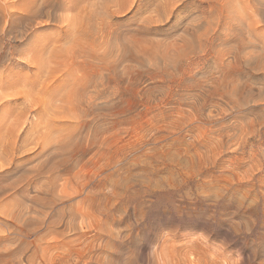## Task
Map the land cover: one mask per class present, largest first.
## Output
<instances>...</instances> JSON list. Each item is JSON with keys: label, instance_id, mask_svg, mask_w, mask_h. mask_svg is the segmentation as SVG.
<instances>
[{"label": "rangeland", "instance_id": "rangeland-1", "mask_svg": "<svg viewBox=\"0 0 264 264\" xmlns=\"http://www.w3.org/2000/svg\"><path fill=\"white\" fill-rule=\"evenodd\" d=\"M66 1L45 8L55 18H38L37 36L0 37V264H264V35L243 39L261 56L237 48L239 0ZM261 2L238 5L264 32ZM62 16H76V39ZM35 39L60 47L48 67L84 71L71 93L58 72L39 84ZM59 104L78 123L50 118Z\"/></svg>", "mask_w": 264, "mask_h": 264}, {"label": "bare ground", "instance_id": "bare-ground-1", "mask_svg": "<svg viewBox=\"0 0 264 264\" xmlns=\"http://www.w3.org/2000/svg\"><path fill=\"white\" fill-rule=\"evenodd\" d=\"M53 1H54V0H0V37L3 36L4 34H9V36H10V34H14V33L16 32V34H18L19 36H21V37L25 40V38L29 35V33H28V29L30 30V28L34 25L33 28H32V31H34L35 28H36L35 26H37L36 24H39V23H37V21H36V20H38V18H40L41 16H45L46 19H44V21H45V20H49V21H50V20H53V18H55V16L52 18L53 15H52L51 18H50V15H51V14L49 15V14L47 13V11H46V9L49 7V5H50L51 7H53V6L51 5V3H52ZM63 1H64V0H63ZM67 1L69 2V0H67ZM67 1H66V2H67ZM72 1H73V0H72ZM230 1H231V0H229V4H230ZM233 1H234V0H233ZM239 1H240V0H239ZM239 1H237L236 4L232 3V4L235 5V8H236V7L239 8V11H238V13H237V17H238V18H237L236 21H235V22H236V27H234V28H237V29H235L234 31H232V30H233V29H232L231 31H232V33H233V32L236 33V30H237V35H238V36L236 35V36H237L236 38H237V41L240 40V41L238 42V43H239V46H237V48H238V47L241 48L240 50L243 52L244 50H242V48H243L244 46H247V45H245V44L248 43L246 40H245L246 42L243 40L244 37L247 35V34H246L247 31H248V33H249V32H252V33H250V34L253 35V37L257 35L258 38H259L260 36L262 37V35H264V32L261 31V30H260V31L258 30L259 27L261 26V25H260L259 27L257 26V24H259L258 22H260V21H259L260 17H259V19L256 17V19H258V20H256L255 18H254V19H255V20H254L252 17H250L249 14L252 13V12H249V11H248L249 14L246 13L245 10H244V8H243V5H242V6H241V5H238ZM242 1H243V0H242ZM242 1L240 2L241 4L244 3L245 1H247L248 6H249L250 8H253L252 6L249 5V2L252 3L253 0H244L243 2H242ZM55 2H56V1H55ZM221 2H222V1H221ZM234 2H235V1H234ZM260 2H261V0H260ZM53 3H54V2H53ZM53 3H52V4H53ZM72 3H73V2H72ZM72 3H71V2H69V4H66V3H65L64 9L67 10V11H69V10H71V9H72V10L75 9V8H74L75 4L73 5ZM240 3H239V4H240ZM245 3H246V2H245ZM245 3H244V5H245ZM247 3H246V5H245V9L249 8V7L246 8ZM261 3H262V2H261ZM261 3H260V4H261ZM55 4H56V3H55ZM58 4H59V3H58ZM220 4H221V3H220ZM224 4H226V2H225ZM62 5H63V3H62ZM76 5H77V3H76ZM101 5H102V4H101ZM218 5H219V4H218ZM218 5H217V6H218ZM227 5H228V4H227ZM261 5L263 6V3H262ZM261 5H259V6L261 7ZM57 6H58V5H57ZM219 6H220V5H219ZM219 6H218V7H219ZM230 6H231V5H230ZM51 7L48 8V10L51 9ZM61 7H62V6H61ZM221 7H222V6H221ZM221 7H220V8H221ZM260 7H259V8H260ZM45 8H46V9H45ZM56 8H57V7H56ZM58 8H60V6H59ZM62 8H63V7H62ZM222 8H223V7H222ZM225 8H226V7H225ZM225 8H223V9H225ZM227 8H228V6H227ZM259 8H258V9H259ZM44 9H45L46 12H43ZM54 9H55V7H53V10H54ZM60 9H61V8H60ZM211 9H212V8H211ZM211 9H209L208 11H211ZM216 9H217V8H216ZM263 9H264V7H263ZM151 10H152V9H151ZM219 10H220V9H219ZM235 10H236V9H235ZM249 10H250V9H249ZM260 10H261V9H260ZM51 11H52V10H51ZM73 11H74V10H73ZM212 11H213V9H212ZM229 11H231L230 8H229ZM229 11H228V12H229ZM52 12H53V11H52ZM218 12H219V11H218ZM218 12H217V14H218ZM261 12H263V10H261ZM49 13H50V12H49ZM212 13H215V11L212 12ZM212 13L209 12V14H211V15H212ZM220 13H221V12H220ZM224 13H225V12H224ZM230 13H231V12H229V14H230ZM232 13H233V12H232ZM234 13H236V12H234ZM256 13H258V12H255L254 16L256 15ZM53 14H54V12H53ZM209 14H208V15H209ZM227 14H228V13H227V10H226V15H227ZM261 14L263 15V13H261ZM56 15H57V14H56ZM76 15H77V14H76ZM219 15H220V14H219ZM231 15H232V14H231ZM224 16H225V14H224ZM224 16H223V17H224ZM252 16H253V15H252ZM256 16H259V14L256 15ZM56 17L58 18V16H56ZM211 17H212V16H211ZM211 17H210V18H211ZM213 17H214V15H213ZM213 17H212V18H213ZM218 17H219V16H218ZM220 17H222V16L220 15ZM226 17H227V16H226ZM226 17H225V18H226ZM229 17H230V16H229ZM232 17H233V16H232ZM234 17H235V16H234ZM43 18H44V17H43ZM75 18H76V16H75ZM75 18H74V16L65 17V18H63V16H62V17H61L60 19H58V20H57V19H54V21H57V22H59L58 24H61L60 26H58V27H59L58 30L63 29V31H66L70 36H72L73 39H76L75 37H76V35H78V29H79V27H80V25H79L80 23L77 22V24L79 25V27L77 28L78 25H76ZM208 18H209V16H208ZM215 18H216V17H215ZM215 18H214V19H215ZM235 18H236V17H235ZM235 18H234V19H235ZM261 18H262V17H261ZM41 19H42V17H41ZM41 19H40V20H41ZM79 19H80V18H79ZM227 19H228V18H227ZM227 19H226V20L224 19V20L227 22ZM222 20H223V18H222ZM224 20H223V21H224ZM230 20H232V18H231ZM78 21H79V20H78ZM208 21H210V19H208ZM208 21H207V19H206V22H208ZM212 21H213V19H212ZM212 21H210V22H208V23L211 25V22H212ZM214 21L217 22L218 20L215 19ZM214 21L212 22L213 24H214ZM262 21H263V19H262ZM262 21H261V22H262ZM42 22H43V20H42ZM52 22H53V21H52ZM229 22H231V21H229ZM229 22H228V24H230ZM232 22H233V20H232ZM261 22H260V24H261ZM45 23H46V22H45ZM50 23H51V21H50ZM98 23H100V22H98ZM218 23H221V22H218ZM222 23H223V22H222ZM222 23H221V24H222ZM233 23H234V22H233ZM216 24H217V23H216ZM216 24H215V25H216ZM224 24H225V23H224ZM231 24H232V23H231ZM262 24H263V22H262ZM82 25H83V24H82ZM82 25H81V26H82ZM190 25H191V24H190ZM203 25H204V24H203ZM210 25H209V27H208L209 30H210ZM234 25H235V24H234ZM184 26H185V25H184ZM206 26H207V25H206ZM213 26H214V25H213ZM218 26H219V24H218ZM220 26H221V25H220ZM230 26L233 27V25H230ZM230 26H229V27H230ZM29 27H30V28H29ZM190 27H191V26H190ZM192 27H194V26H192ZM197 27H198V26H197ZM202 27H203V26H202ZM214 27H215V26H214ZM214 27H213V28H214ZM229 27H228V28H229ZM232 27H231V28H232ZM262 27H264V26L262 25ZM81 28H83V27H81ZM185 28H186V27H185ZM195 28H196V25H195ZM195 28H194V29H195ZM199 28H200V27H199ZM204 28L206 29L207 27H204ZM213 28H212V30H214ZM197 29H198V28H197ZM208 29H206V30H208ZM224 29H225V27H224ZM224 29H223V31H224ZM79 30H80V29H79ZM85 30H86V29H85ZM85 30H83V33H84ZM182 30H183V29H182ZM202 30H203V29H202ZM206 30H205V31H206ZM209 30H208V32H209ZM227 30H228V29H227ZM32 31H31V33H32ZM88 31H89V30H88ZM88 31H87V32H88ZM196 31H197V30H196ZM220 31H222V29H221ZM220 31L218 30V32H220ZM29 32H30V31H29ZM87 32H86V33H87ZM96 32H97V31H96ZM96 32H95V33H96ZM184 32H185V31H184ZM210 32H211V30H210ZM210 32H209V33H210ZM218 32H217V33H218ZM225 32H227V31H225ZM229 32H230V30H229ZM34 33H36V32L34 31ZM217 33H216V37H218V36H217ZM221 33H222V32H221ZM221 33H218V35H219V34L221 35ZM101 34H102V33H101ZM187 34H188V32H187ZM191 34H192V33L190 32L189 35H191ZM205 34H206V33H205ZM255 34H256V35H255ZM34 35H35V34H33V36H34ZM61 35L63 36V34H61ZM61 35H59V36H61ZM83 35H84V34H83ZM98 35H99V34H98ZM209 35H210V34H209ZM209 35H208V36H209ZM211 35H212V34H211ZM229 35H231V34L229 33ZM233 35H235V34L233 33ZM36 36H37V33H36ZM38 36H39V35H38ZM64 36L66 37L65 34H64ZM70 36H67V37L69 38ZM74 36H75V37H74ZM79 36H80V35H79ZM101 36H102V35H101ZM181 36H182V35H181ZM185 36H186V35H185ZM222 36H223V35H222ZM225 36H226V35H225ZM225 36H224V37H225ZM227 36H228V34H227ZM227 36H226V37H227ZM247 36H248V35H247ZM247 36H246V37H247ZM4 37H5V36H4ZM4 37H3V38H4ZM67 37H66L65 39H68ZM77 37H78V36H77ZM188 37H190V36H188ZM193 37H194V36H193ZM210 37H211V36H210ZM226 37H225V38H226ZM233 37H234V36H232V38H233ZM29 38H31V35H30ZM58 38H59V37H58ZM61 38H62V37H61ZM61 38H60V39H61ZM183 38H184V37H183ZM183 38H182V39H183ZM225 38H221V39H223V40H222L223 42H225V41L227 40V38H226V40H224ZM229 38H230L231 40H234V39H235V38L232 39L231 37H229ZM247 38H249V37H247ZM251 38H252V37H251ZM258 38H256V39H258ZM4 39H5V38H4ZM36 39H37V38H36ZM36 39H35V41H36ZM39 39L41 40V37H40ZM39 39H38V42H37V41H36V42H35V41H32V42H35V43H34V44L32 43L31 46L29 45V49H30V51L32 52V56H31V58H28V59L32 62V63L30 62V65L33 64L36 73H41L40 75H42V73L44 72V76L42 75V76L44 77V79H43V77H42L41 79H39V80H41V81H38V82H41V83H39V84H41V85H46L47 82L45 83V81H47V80H49V83H50V78H51L52 76H53V77H52L51 79H53V80H55V82H57V78L55 79L54 76H55V74L58 72V73L56 74V76L60 74V76H62V78H61L60 81H62V80L65 81V83L63 84L64 90H65V88L67 87L65 91H69V92L72 91V89H73L75 86H78V85H79V82H77V78H78V76H79L80 74L78 73L79 71H77V68H76L77 66H76V67L74 66V68H76L75 72L77 71V73L79 74V75L77 74L78 76L76 75L77 77L75 76V73H73L74 71H73V72H72V71H67L65 68H64V69L66 70V72L63 73V74H61L62 72L65 71L64 69H63L64 71H63L62 69L60 70V68H63V66L61 67V65H60V68L58 67V65L60 64V61H59V60H58V61H59V64H58L57 60H56L57 63H55V57H56V59H57V58L59 59V57L57 56V55H59V52H58V54H56V51H57V49H59L60 47L57 48V46H58L57 44H52V45H50V44H42V43L39 42ZM70 39H71V38H70ZM73 39H71V41H72ZM81 39H82V38H81ZM81 39H80V41H81ZM83 39H85V38H83ZM83 39H82V41H83ZM178 39L180 40V38H178ZM182 39H181V40H182ZM187 39H188V38H187ZM190 39H191V38H190ZM195 39H196V37H195ZM200 39H201V38H200ZM215 39H216V38H215ZM221 39H220V40H221ZM230 39H229V41H231ZM245 39H246V38H245ZM254 39H255V38H254ZM256 39H255V40H256ZM26 40H27V39H26ZM31 40H32V39H31ZM31 40H29V41H31ZM33 40H34V39H33ZM58 40H59V39H58ZM58 40L55 39L56 42H57ZM63 40H64V39H63ZM63 40H62V41H63ZM77 40H78V39H77ZM181 40H180V43H181ZM208 40H209V39H208ZM211 40H213V39L211 38ZM217 40L219 41V39H217ZM249 40H250V39H249ZM251 40H252V39H251ZM263 40H264V37H263ZM59 41H60V40H59ZM64 41H65V40H64ZM64 41H63V43H64ZM68 41H69V39H68ZM71 41H70V42H71ZM82 41H81L82 44H83V42H86V41H83V42H82ZM176 41H177V40H176ZM176 41H174V42H176ZM227 41H228V40H227ZM229 41H228V42H229ZM252 41H253V40H252ZM252 41H251V42H252ZM256 41L260 42L259 39L256 40ZM23 42H24V41H23ZM60 42H61V41H60ZM70 42H69V43H70ZM72 42H73V41H72ZM72 42H71V46H74V43H73V45H72ZM78 42H79V40H78ZM211 42H212V41H211ZM233 42H234V41H233ZM235 42H236V41H235ZM235 42H234L233 44H235ZM254 42H255V41H254ZM254 42H253V43H254ZM262 42H263V41H262ZM54 43H55V42H54ZM69 43H68L67 45H69ZM75 43H76V40H75ZM180 43H179V44H180ZM186 43H187V42H186ZM186 43H185V44H186ZM191 43L193 44V42H191ZM196 43H197V42H196ZM196 43H195V44H196ZM212 43H214V41H213ZM230 43H232V42H230ZM236 43H237V42H236ZM260 43H261V42H260ZM0 44H1V43H0ZM87 44H88V43H87ZM87 44H86V45H87ZM175 44H176V43H175ZM192 44H191V45H192ZM210 44H211V43H210ZM214 44H215V43H214ZM220 44H221V42H220ZM222 44H224V43H222ZM226 44H227V43H226ZM226 44L221 45V47H222V46H226ZM233 44H231V45H232L231 48H233ZM251 44H252V43H250V45H251ZM2 45H3V44H2ZM2 45H0V46H2ZM62 45H63V44H61V46H62ZM76 45H77V46H76L77 48H78V47H79V48L81 47V46H79V43H76ZM181 45H183V44H181ZM186 45H187V44H186ZM188 45H189V47H190V44H188ZM243 45H244V46H243ZM254 45H255V47H259V46H256V42L254 43ZM259 45L261 46V44H259ZM3 46H4V45H3ZM59 46H60V45H59ZM64 46H66V44H65ZM88 46H90V45L88 44ZM88 46H87V48H86V52H88V51H87V49H89ZM227 46H228V45H227ZM68 47L70 48V45L67 46V49H68ZM76 47H73V48H76ZM177 47H178V45H177ZM183 47H185V46H183ZM195 47H197V46H195ZM195 47H194V48H195ZM214 47H215V46H214ZM214 47H213V48H214ZM219 47H220V46H219ZM228 47H230V45H229ZM247 47H248V46H247ZM262 47H263V45H262ZM61 48H62V47H61ZM73 48H70V50L68 49L67 51L70 52ZM77 48H76V50H78ZM82 48L85 50V48L83 47V45H82ZM91 48H92V47H91ZM190 48H191V47H190ZM209 48H210V47H209ZM213 48H212V49H213ZM224 48H225V47H224ZM231 48H229V49L226 48V49H227V50H232ZM239 48H238V49H239ZM0 49H1V48H0ZM63 49H64V48H63ZM63 49H61V50L63 51ZM92 49H93V48H92ZM179 49H180V48H179ZM210 49H211V48H210ZM210 49H209V50H210ZM220 49H221V48H220ZM222 49H223V47H222ZM235 49H236V48H235ZM243 49H245V47H244ZM246 49H247V48H246ZM253 49H254V47H253L252 49H250V50L252 51ZM255 49H256V48H255ZM65 50H66V49H65ZM90 50H91V49H90ZM94 50H97V49H94ZM94 50H93V51H94ZM191 50H192V49H191ZM240 50H239V51H240ZM248 50H249V47H248ZM248 50H247V51H248ZM250 50H249V51H250ZM1 51H2V50H1ZM37 51H40V53H39V54H36L35 52H37ZM58 51H59V50H58ZM73 51H74V50H73ZM80 51L82 52V49H80ZM80 51H79V52H76V51H75V52H73V54L76 53L75 56H79V55H80L81 57H82V56H85V55L78 54V53H81ZM220 51H221V50H220ZM222 51H223V53H221V54H224V50H222ZM232 51H234V50H232ZM247 51H246V52H247ZM249 51H248V52H249ZM251 51H250V52H251ZM253 51H254V50H253ZM253 51H252V52H253ZM258 51H259V50H258ZM258 51L255 50V51H254L255 54L258 53ZM90 52H92V50L89 51L87 54H89ZM95 52H96V51H94V53H95ZM218 52H219V50H218ZM225 52H226V51H225ZM229 52H230V51H229ZM234 52L236 53L237 51L235 50ZM244 52H245V51H244ZM252 52H251V54H252ZM263 52H264V51H263ZM37 53H38V52H37ZM46 53L49 54V55H46V56H47V57H46L47 60L49 59L48 62H49V63H50V62H53V61H50V59L52 58V60H54L53 63H55L54 65L56 66V64H58V65H57V68L54 67V66H53L54 68H52V67H48V66H52V65H53V64L51 65V63H50V64L48 63L49 65H48L47 63H45V64H47V65L45 66V64H44V58H43V57H45V56H43V55H45ZM61 53H62V52H60V55H61ZM65 53H66V52H65ZM94 53L92 52L91 55L89 56L91 59L87 56V57L89 58V61L87 60L88 63H89V62L91 63V62H93V61L96 63V61H95L96 59H94V58L97 57V59H98L99 57H98V56H95ZM212 53H213V51H212ZM219 53H220V52H219ZM219 53H217V49H216V54H219ZM238 53H239V52H238ZM68 54H70V53H68ZM68 54H67V55H68ZM71 54H72V53H71ZM77 54H78V55H77ZM96 54H97V53H96ZM228 54H229V53H228ZM228 54L225 53V56H224V57L228 56ZM230 54H231V52H230ZM233 54H234V53H233ZM233 54H232V55H233ZM244 54H245V53H243V57H245ZM246 54H247V53H246ZM246 54H245V55H246ZM251 54H250V55H251ZM258 54L261 56V54H263V53L260 54V52H259ZM0 55H1V54H0ZM234 55H236V54H234ZM239 55H241V52H240ZM248 55H249V54H248ZM250 55H249V56H250ZM259 55H255V57H254V56H253V57L256 58V56H259ZM48 56H52V57L49 58ZM54 56H55V57H54ZM68 56H69V55H68ZM68 56H67V57H68ZM215 56H216V55H215ZM218 56H219V55H218ZM218 56H216V58H217ZM230 56H231V55H230ZM236 56H238V54H237ZM236 56H235V60H234L235 62L238 61V60H236V59H237ZM69 57H70V56H69ZM69 57H68V58H69ZM71 57H72V55H71ZM73 57H74V56H73ZM85 57H86V56H85ZM85 57H83V58H85ZM220 57H221V56H220ZM224 57H223L222 59H224ZM53 58H54V59H53ZM77 58H78V57H77ZM232 58H234V56H233ZM238 58H239V57H238ZM240 58H241V56H240ZM240 58H239V61H240V60H243V62H244V59H245V58H244V59H242V58L240 59ZM259 58H260V57H259ZM259 58H258V59H259ZM263 58H264V57H263ZM74 59H75V57H74ZM79 59H80V58H79ZM85 59H87V58H85ZM220 59H221V58H220ZM220 59H219V57H218V60H220ZM247 59H248V57H247ZM76 60H78V59H76ZM231 60H233V59H231ZM249 60H250V59H249ZM261 60L264 61V59H262V58H261ZM68 61H70V60H68ZM68 61H67V64L69 63ZM80 61H81V60H80ZM80 61H78V63H79ZM252 61H253V59H251V62H252ZM255 61H256V60H254L253 62L256 63V65H258V62H255ZM259 61H260V59H259ZM46 62H47V61H46ZM243 62H242V63H243ZM71 63H72V62H71ZM78 63H77V64H78ZM237 63H238V62H237ZM237 63H234V62H233V64H237ZM240 63H241V62H240ZM249 63H250V62H249ZM259 63H261V62H259ZM61 64H64V65H65V63H62V62H61ZM67 64H66V66H67ZM69 64H70V63H69ZM75 64H76V63H75ZM75 64H74V65H75ZM80 64H81V63H80ZM80 64H79V65H80ZM91 64H92V63H91ZM91 64H90V65H91ZM93 64H94V63H93ZM96 64H97V63H96ZM96 64H94V65H96ZM79 65H78V66H79ZM82 65H84V64L82 63ZM94 65H91V66H94ZM260 65L263 66L262 63H261ZM84 66L86 67V64H85ZM104 66H105V65H104ZM64 67H65V66H64ZM67 67H69V66H67ZM79 67H80V66H79ZM79 67H78V68H79ZM82 67H83V66H81V68H79V69H82ZM256 67H258V66H256ZM97 68H98V67H97ZM262 68H264V66H263ZM58 69L60 70V72H61V71H62V72L59 73V71H57ZM70 69H71V68H70ZM79 69H78V70H79ZM83 69H84V67H83ZM83 69H82V70H83ZM90 69H92V68H90ZM93 69H94V68H93ZM106 69H107V67H106ZM68 70H69V69H68ZM84 70L86 71V68H85ZM87 70H88V69H87ZM80 71H81V70H80ZM86 72H87V71H86ZM86 72H85V73H86ZM33 73H34V72H33ZM1 75H2V73H1ZM9 75H10V74H9ZM9 75H8V76H9ZM32 75H33V74H32ZM34 75H35V73H34ZM36 75H37V74H36ZM38 75H39V74H38ZM38 75H37V76H38ZM40 75H39V77H41ZM85 75H86V74H85ZM2 76H5V77H6V75H2ZM56 76H55V77H56ZM80 76H81V77L84 76V71H83V73H82ZM80 76H79V77H80ZM0 77H1V76H0ZM9 77H10V76H9ZM45 77H46V78H45ZM49 77H50V78H49ZM81 77H80V78H81ZM6 78H8V77H6ZM6 78H3V80H1V79H2V77H1V78H0L1 83H3V81H4V83H5L6 80H4V79H6ZM26 78H27V76H26ZM58 78H59V76H58ZM89 78H90V77H89ZM27 79H28V78H27ZM27 79H25V80H27ZM85 79H88V77L85 78ZM93 79H94V78H93ZM11 80H12V78H11ZM53 80H52V82H53ZM85 81H87V80H85ZM7 82H8V81H7ZM7 82H6V83H7ZM12 82H14V80H13ZM12 82L10 81V84H9L10 86H12V85H11ZM24 82H25V81H24ZM90 82H91V81H90ZM14 83H15V82H14ZM14 83H13V84H14ZM25 83H27V82H25ZM32 83H33V82H32ZM34 83H35V81H34ZM34 83H33V85H34ZM16 84H17V83H16ZM17 85H18V84H17ZM20 85H21V84H20ZM33 85H32V87H33ZM58 85H59V84H58ZM34 86H35V85H34ZM36 86H37V87H35V88H38V87L41 88V87H42V86L40 87L39 85H37V83H36ZM46 86H47V85H46ZM46 86H45V87H46ZM49 86H50V84H49ZM90 86H91V85H90ZM0 87H2V84L0 85ZM4 87H5V84H4V86H3L2 88H4ZM13 87H14V86H13ZM43 87H44V86H43ZM91 87H92V86H91ZM11 88H12V87H11ZM14 88H15V87H14ZM35 88H34V90L37 92L38 90L35 89ZM39 88H38V89H39ZM32 89H33V88H32ZM32 89H31V90H32ZM59 89H60V86H59ZM94 89H95V88H94ZM42 90H44V89H42ZM64 90L61 91V92H64ZM95 90H96V89H95ZM32 91H33V90H32ZM92 91H93V90H92ZM97 91H98V90H97ZM18 92H20V91H18ZM36 92H34V93H36ZM40 92H42V91H40ZM93 92H94V95L92 94L91 96H93V98H95L94 96H96V95L98 94V92H96V91H93ZM95 92H96L97 94H95ZM20 93H22V92H20ZM20 93H19V94H20ZM34 93H33V95H34ZM38 93H39V91H38ZM70 93H71V92H70ZM79 93H80V92H79ZM10 94H11V93H10ZM10 94H9V95H10ZM63 94H64V93H62V94L60 93V96H61V97L59 96V99H60L62 102H66V99L63 98V97H64ZM39 95H40V93H39ZM82 95H83V94H82ZM89 95H90V94H89ZM10 96H11V95H10ZM69 96H70V95H69ZM72 96H73V94H72ZM8 97H9V96H8ZM30 98H31V96H30ZM88 98H90V97H88ZM25 99H26V98H25ZM41 99H42V98H41ZM41 99L39 98L40 101H41ZM91 99H92V98H91ZM0 100H2V98H1ZM28 100H29V99H28ZM33 100H34V99H33V97H32V99H30V102H31V103H37V102L39 101V100H38L37 102H35V101H36V100H35L34 102H32ZM0 103H1V102H0ZM38 103H39V102H38ZM43 103H44V102H42V104H43ZM57 103H58V102H57ZM35 105H36V104H35ZM44 105H45V104H44ZM44 105L42 106V109H41V108H40V109L44 111L45 114H43V112H41V114H43V115L45 116V115L48 113V111H49V110H48L49 107L44 109ZM57 106H58V105H57ZM59 106H62V105L59 104ZM59 106L57 107L58 109H56V110H55L54 107H53L52 110H55V112L52 114V112L50 111V114H52V115H50V114L48 113V114L50 115V116H49L50 118H51V117L53 118V117H54L53 115H57V116H58V117L56 116L57 118H61V117H63V119H65V120H66L67 118H68V120H69V118H70L72 121H76V120L79 118V117H78L77 115H75V114H67V115H64V113H63V114L61 115V112H62V111H61L60 109L64 110V107L62 106V108H59ZM35 107H36V106H35ZM37 107H39V106H37ZM37 107H36V108H37ZM50 107H51V106H50ZM55 107H56V106H55ZM51 108H52V107H51ZM47 110H48V111H47ZM46 111H47V113H46ZM59 113H60V114H59ZM39 115H40V114H38V116H39ZM59 115H61V116L59 117ZM65 116H66V117H65ZM17 117H19V116H17ZM46 117L49 118L48 116H46ZM56 117H54V118H56ZM20 118H21V116L19 117L18 120H20ZM57 118H56V119H57ZM14 119H15V118H14ZM43 119H45V118L43 117ZM43 119H42V120L39 119L38 121H39V122H40V121L43 122ZM61 119H62V118H61ZM61 119H60V121H61ZM49 120H52V119H48V121H49ZM45 121H46V120H45ZM45 121H44V123H45ZM52 121H53V120H52ZM58 121H59V120H58ZM13 122H14V121H13ZM39 122H38V123H39ZM50 122H51V121H50ZM54 122H55V121H54ZM76 122H77V121H76ZM40 123H41V122H40ZM47 123H49V122H47ZM51 123H52V122H51ZM73 123H75V122H73ZM77 123H78V122H77ZM14 124H15V123H14ZM16 124H18L17 121H16ZM45 124H46V123H45ZM52 124H53V126H54V123H52ZM10 125H12V123H11ZM43 125H44V124H43ZM50 125H51V124H49V125H47V126L50 127ZM55 125H57V124H55ZM12 126H13V125H12ZM14 126H15V125H14ZM14 126H13V127H14ZM51 126H52V125H51ZM0 155H1V154H0ZM7 168H8V167H7ZM26 169H27V168H26ZM39 172H40V171H39ZM19 177H20V176H19ZM14 181H15V180H14ZM10 214H11V213H10Z\"/></svg>", "mask_w": 264, "mask_h": 264}, {"label": "clouds", "instance_id": "clouds-1", "mask_svg": "<svg viewBox=\"0 0 264 264\" xmlns=\"http://www.w3.org/2000/svg\"><path fill=\"white\" fill-rule=\"evenodd\" d=\"M133 3L136 4V0H133ZM147 11H148V10H147ZM147 11H145V12H147ZM145 12H144V13H145ZM144 13H143V14H144ZM143 14H142L141 16H143ZM141 16H140V17H141ZM140 17L138 18V20H137V22H136V26H138V25L140 24ZM166 23H167V22H165V23H163V24H166ZM163 24H161V25H163ZM149 29H151V28L146 29V31L149 30ZM147 216H148V214L145 215L142 219H134V220H133L134 225H135L136 227L142 225L143 222L146 220V217H147Z\"/></svg>", "mask_w": 264, "mask_h": 264}]
</instances>
